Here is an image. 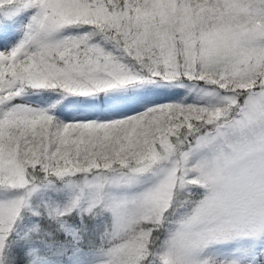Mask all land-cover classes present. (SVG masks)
Returning <instances> with one entry per match:
<instances>
[{"label": "snow or ice", "instance_id": "1", "mask_svg": "<svg viewBox=\"0 0 264 264\" xmlns=\"http://www.w3.org/2000/svg\"><path fill=\"white\" fill-rule=\"evenodd\" d=\"M0 25V264H264V0Z\"/></svg>", "mask_w": 264, "mask_h": 264}, {"label": "rangeland", "instance_id": "2", "mask_svg": "<svg viewBox=\"0 0 264 264\" xmlns=\"http://www.w3.org/2000/svg\"><path fill=\"white\" fill-rule=\"evenodd\" d=\"M14 32L12 31V29H10V30H8L7 31V41H10L11 39H13L14 38ZM6 41V39H4V40H1L0 42H5Z\"/></svg>", "mask_w": 264, "mask_h": 264}, {"label": "trees", "instance_id": "3", "mask_svg": "<svg viewBox=\"0 0 264 264\" xmlns=\"http://www.w3.org/2000/svg\"><path fill=\"white\" fill-rule=\"evenodd\" d=\"M5 29L6 28L3 25H0V34H4ZM0 39H3V37L0 36Z\"/></svg>", "mask_w": 264, "mask_h": 264}]
</instances>
